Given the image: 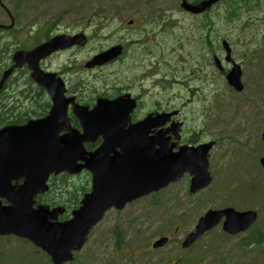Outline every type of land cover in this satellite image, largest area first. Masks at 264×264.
<instances>
[{"label":"rangeland","instance_id":"obj_1","mask_svg":"<svg viewBox=\"0 0 264 264\" xmlns=\"http://www.w3.org/2000/svg\"><path fill=\"white\" fill-rule=\"evenodd\" d=\"M178 2L0 0L14 18L11 32L0 35V74L12 64L13 53L26 48L19 43L26 35L30 42L36 34L46 38L78 30L84 31L88 41L90 39L88 44L55 54L44 62V66L54 69L72 64L79 68L78 75L84 82L85 94L109 88L129 91V53L136 57L138 66L148 60L155 61L160 56L164 58L163 62L179 57L180 61L174 62L185 70L184 74H177L182 81L181 88L167 86L165 96L172 98V105L181 108L179 119L184 123L182 141L188 144L189 139L197 134L195 145L214 142L208 155L212 181L206 188L190 193V176L184 174L155 195L134 201L121 211L108 210L68 264H264V245H240L254 227L264 232V171L258 162L264 155L261 141V134L264 133V0L237 1L240 8L231 18L228 16L231 3L225 1L216 3L207 11L208 17L215 20L209 32L214 49L212 56L216 54L223 58L220 40L225 38L230 43L232 56L243 63L244 89L240 93L229 88L213 66L212 56L204 63L195 54H190V62L182 63L181 51L175 46L182 43L189 50L195 49L196 45L189 42L187 46V42L180 38L188 33L187 26L194 28V24L181 18ZM115 10L117 13L113 18L110 14ZM97 12L107 17L98 19ZM128 18H134L137 26H127ZM0 24H9L1 7ZM29 25H32L30 29L27 28ZM194 34L193 37L198 36L196 32ZM117 44L125 50L117 59L91 68L83 66L93 55ZM204 69H207L205 78L202 77ZM19 72L25 75L23 70ZM10 78L9 90L24 87V78H18L14 86V79ZM191 90L197 91V97L192 96ZM6 94L2 97L5 104L0 111L17 110L20 98ZM12 102L15 105H11ZM89 179L88 173L65 177L64 180L59 178L54 181L52 191L62 199L67 194L83 193L90 186ZM224 206L256 210L258 218L255 226L244 234L225 238L218 225L190 247H181V242L193 230L199 216L207 209ZM170 222L171 231L166 235L171 241L162 248L152 249L151 243L162 235V226ZM114 226L119 227L118 244ZM10 237L0 238V264H51L48 257L34 249L27 240ZM217 244V249L212 250Z\"/></svg>","mask_w":264,"mask_h":264},{"label":"water","instance_id":"obj_2","mask_svg":"<svg viewBox=\"0 0 264 264\" xmlns=\"http://www.w3.org/2000/svg\"><path fill=\"white\" fill-rule=\"evenodd\" d=\"M216 1L202 0L189 4L182 0L181 7L199 13ZM86 42L83 33L60 34L32 50H17L12 58L14 64L4 71L0 80L1 87L13 67L27 63L31 77L52 92L53 106L45 119L31 121L22 127L0 129V197L9 201L6 205L0 201V235L14 234L29 239L49 255L53 264H63L73 259L72 251L81 249L90 229L112 205L113 202L107 197L124 195L125 200L129 201L166 186L184 173L192 175L191 192L205 187L210 181L207 151L211 144L197 148L180 146L172 152L176 143L170 144L169 137L164 136L163 132L148 135L151 127L166 123L176 112L150 116L125 128L120 122L128 116L133 105L128 111V106H125L123 111L120 101L118 106L116 101L99 99L92 110L78 105L73 108L82 127L81 133L70 127L66 109L71 101L64 99V87L60 79L39 68V60L59 48L84 45ZM223 44L228 52L227 45ZM120 52L121 47L114 46L94 55L85 66L102 64ZM229 59L227 56L226 60ZM216 64L219 66L218 61ZM240 75V68L236 65L226 75L229 84L237 91L243 89ZM172 129V134L178 140L180 123H174ZM62 130L66 132L59 136ZM98 137L102 138L99 148L86 152L83 143L94 142ZM262 139L264 141V133ZM115 148H120V151L115 152ZM83 168L92 173L91 192L85 194L81 207L73 212L71 219L52 223L49 219H56L59 209L49 210L44 205L34 207V197L48 190L47 180L51 173L66 171L75 174ZM23 174L26 178L19 187L11 188L5 182L11 175ZM224 213L227 214V220L223 227L231 233L246 229L255 219L252 212L209 210L199 219L196 231L187 235L182 246H189L206 229L215 225ZM165 242L166 238H162L153 247Z\"/></svg>","mask_w":264,"mask_h":264},{"label":"flooded vegetation","instance_id":"obj_3","mask_svg":"<svg viewBox=\"0 0 264 264\" xmlns=\"http://www.w3.org/2000/svg\"><path fill=\"white\" fill-rule=\"evenodd\" d=\"M0 7L2 11L5 13V16L8 18L9 23H11V21L14 20L12 12L8 9L6 5L2 3H0ZM31 26L32 25H29L27 26V28L30 29ZM13 27L14 25L9 26L8 24L7 25L0 24V35L11 32ZM20 28H23V26H20ZM35 36H33V39L30 42L28 35H26L23 39L19 40V43H21L24 47H26L22 49H29L35 46L36 44H38L37 39H39L40 42L45 41L44 37H38L37 34ZM75 49H78V47L73 46L68 50H75ZM61 52L64 51H58L55 54ZM46 60L47 58L43 59L40 62V67L46 71H55L57 73L56 76L60 77L61 80L63 81L65 87L64 96L66 98H72V101L68 103L66 109L67 116L69 118V121H71V123H74L76 120L73 114L74 104L86 105L91 108L95 104L97 99L100 97L108 100H114L120 97L121 95L127 93L131 97L136 99V103L139 109L145 106L148 107L149 105L148 101L144 103V100H148L150 93L148 78H147L148 75L147 69L149 68L148 62L145 64H141V66H138L136 63V57L133 56L128 57V64L130 63V65L128 66L127 73L128 76L130 74V80H131V87L129 91L119 88H109L103 92L97 91L94 93L90 92L89 94H85L84 82L78 75L79 68L75 67L72 64H69L51 70L44 66V62ZM160 61H161V57L155 58V61H152L151 66H153L154 63H159ZM143 68H145L146 70H143ZM156 69L161 70L162 68L156 67ZM20 70H23L25 72V75H22L19 72ZM19 71L16 69L12 75L14 79V83L12 84V86L17 85L16 81L19 80L18 78H24L23 79V81L25 82L24 87H21L20 89L15 88L12 91L9 90L8 87H10V80H12V78H9L4 83L3 85L4 87L2 89L0 88V110L5 104V100L2 97L7 95L6 93L13 96L14 98H20V101H18L19 106L17 110L9 109L7 111H0V129L7 126L20 127L29 121H34L36 119L42 118L43 116L46 115V113L50 110L52 106V97L49 91L31 80L27 67L24 66L21 69H19ZM0 78H1V74H0ZM180 85L181 82L176 81L173 87L177 88ZM163 87H164V77H163V72H161L160 74H157L155 76V79L153 80L151 87L153 91L151 107L156 111L169 110V106L166 105V101L159 98L161 97V89H163ZM11 105H15V103L12 102ZM14 108L16 107L14 106ZM135 112L136 110L131 114V122H133L134 118L136 117ZM60 121L61 120H59V122ZM22 181L23 179L21 177H16V178L12 177V179L7 180L10 186H15L16 183L20 184ZM2 202L5 203L4 200H2ZM59 220H60V216H59Z\"/></svg>","mask_w":264,"mask_h":264},{"label":"trees","instance_id":"obj_4","mask_svg":"<svg viewBox=\"0 0 264 264\" xmlns=\"http://www.w3.org/2000/svg\"><path fill=\"white\" fill-rule=\"evenodd\" d=\"M193 1V0H192ZM235 11H234V9L233 8H230L229 10H228V16L231 18L232 16H234L235 15ZM97 17H98V19H102V18H104V16L102 15V14H100V12L98 13L97 12ZM191 74H193V72H191ZM77 125V124H76ZM69 200H71V199H69ZM262 239H264V236H262V235H259V236H256L255 237V240H256V242L257 241H260V240H262Z\"/></svg>","mask_w":264,"mask_h":264}]
</instances>
